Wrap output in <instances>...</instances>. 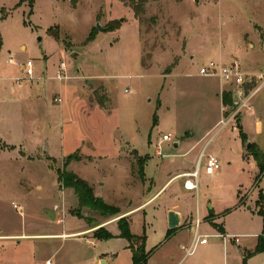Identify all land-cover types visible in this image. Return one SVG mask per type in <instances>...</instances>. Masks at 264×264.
<instances>
[{"label": "rangeland", "instance_id": "obj_1", "mask_svg": "<svg viewBox=\"0 0 264 264\" xmlns=\"http://www.w3.org/2000/svg\"><path fill=\"white\" fill-rule=\"evenodd\" d=\"M250 2L148 0L139 20L131 0H77L76 7L70 0H34L32 6L0 0V264H132L125 238L97 237L119 231L118 223L102 224L108 215L82 206L58 174L64 168L75 173L70 164L77 162V175L94 196L122 214L178 170L196 167L197 150L185 152L204 135L202 144L209 140L207 152L221 168L208 175L201 164L198 192L186 187L187 175L183 185L189 190L178 188L179 179L170 182L143 210L123 219L132 220L131 232L145 230L152 251L147 264H264V250L255 252L264 237L258 204L264 171L242 155L252 156L257 142L242 139L241 124L238 130L215 126L219 79L199 73L224 50L243 68L248 61L251 71L264 70V39L248 21L260 15L257 22L264 25V0H255L251 10ZM245 32L256 48L244 49ZM29 59L31 78L25 71ZM62 60L67 78L60 80ZM253 100L264 109V88ZM245 118L244 132L255 133L248 120L255 117ZM169 132L174 140L156 154L157 142ZM120 147L125 171L117 160ZM138 151L150 155L146 172L156 185L141 178ZM237 182L243 183L239 197ZM208 199L218 220L204 218ZM171 202L188 209L193 223L201 210L207 244L191 247L189 224L169 228L164 211ZM86 227L95 229L75 233Z\"/></svg>", "mask_w": 264, "mask_h": 264}, {"label": "crops", "instance_id": "obj_2", "mask_svg": "<svg viewBox=\"0 0 264 264\" xmlns=\"http://www.w3.org/2000/svg\"><path fill=\"white\" fill-rule=\"evenodd\" d=\"M18 1V0H17ZM262 2V1H261ZM255 3V0H251V2H250V10H251V8H252V5ZM262 7V9H263V11H264V6H261ZM256 10H257V8H256ZM260 17H262V16H260V15H258V16H254L253 18H248V21H249V24L250 25H253V29L254 30H257V32H259V34H260V36H261V38L262 39H264V25L263 24H261V22H257V21H260L259 19H260ZM244 49L246 50V51H249V50H251L252 48H256V44H254V42L251 40V38H250V36H249V33L248 32H245L244 33ZM263 44V43H262ZM195 57V55L193 54V55H191V58L193 59ZM216 57H217V59H219V61H221V62H224V63H227V62H230L231 61V56H229V52L227 51V50H224V51H220L217 55H216ZM243 64L246 66V70H248V71H251L250 69H251V65L249 64V62L248 61H246V62H243ZM217 78V77H216ZM219 79V78H218ZM219 83H220V92H221V95H222V93H223V91L224 90H227V88H226V86L227 85H225L224 83H222L221 81H220V79H219ZM264 88V87H263ZM262 88V89H263ZM261 89V90H262ZM261 92V91H260ZM260 92H258L255 96H254V100L253 101H255V99H256V97L259 95V93ZM221 103L223 104V101H222V98H221ZM222 104H221V106H222ZM220 111H221V107H220ZM245 116H247V117H250V116H252V117H255L253 120H251V119H248V120H250V122H252V121H254V123H255V126H256V132L255 133H246V132H244L245 134H246V137L248 136L249 138H250V140L251 141H254V140H256V146H258L259 148H261V149H264V109H260L259 107H258V109H256L255 107H254V104H253V109L251 110V111H248V112H245V113H243L242 115H241V117H240V119H239V121L240 122H238L239 123V125L241 124V126H242V130H243V121L244 120H246V118H245ZM221 117H222V111H221ZM221 117H220V119H221ZM220 119L216 122V124H215V126L219 123V121H220ZM48 123V122H47ZM46 123V125H50V124H47ZM237 130H238V127L236 128ZM244 131V130H243ZM207 134V133H206ZM205 136V135H204ZM204 136H202L199 140H197L194 144H192L190 147H189V149L185 152V153H189L190 151H194V150H197V154H196V156H195V161L197 162L198 161V158H199V155H200V153H201V150H202V148L204 147V145L202 144V142H203V138H204ZM184 138V137H183ZM251 141H249L250 143H251V146H252V142ZM164 142H168V141H163V142H161V138L159 139V141L157 142V151H156V154H159L158 152H159V148L161 149V145L164 143ZM248 142V143H249ZM247 143V144H248ZM178 144V145H177ZM177 144L175 143V146L176 147H180V145H181V141H178L177 142ZM46 148H47V146H46ZM129 153H132V151L131 150H129ZM122 151H121V147L118 149V151L116 152V155H117V160H118V162H120V163H122L123 164V170L125 171V170H127L128 169V164H126L125 163V161H128L127 160V158H125V157H123L122 156ZM87 157L89 156H92V155H87V154H85ZM159 155H161V154H159ZM242 155H243V158H244V160H246V161H250V164H251V166L254 168V164L257 166V163H256V161H255V159L253 158V156H250L249 158H246V157H244V154H243V152H242ZM138 156H142L141 158H145L146 160H145V164H144V167H143V171H144V176H145V178H150V179H152V180H154V183H155V185H156V181H155V179L153 178V177H150V176H148V174H147V172H146V165H147V163H148V161H149V159H150V155L149 154H147V155H143V154H141L139 151H138ZM225 156H227V152L225 153ZM93 157V156H92ZM251 158H253V161L251 160ZM125 160V161H124ZM194 160V159H193ZM76 164V165H75ZM78 165V163L77 162H73V163H71L70 164V166H72V169L75 171V173L77 174V170L75 169V167L74 166H77ZM196 165H197V163H196ZM195 170V167H193V169H190V168H182V169H180V170H178L176 173H174L173 175H171L167 180H166V182L163 184V186L162 187H160L152 196H150L149 198H147L146 199V201H144L142 204H140V205H138L137 207H134L133 209H131V210H128V211H126V212H122V214H121V212L120 213H118V214H116V215H108V217H106V219L103 221V223L102 224H108V225H111V224H113V223H118V221L121 219V218H125L126 216H132L133 215V211H135V210H137V209H140L144 204H146V203H148V202H150V201H152L153 199H155L160 193H161V191L170 183V182H175L177 179H179V181H180V183H179V185H178V188H180L181 190H182V186L184 187V185H183V182H184V180L187 178V175L189 176V174L190 173H192L193 171ZM79 172V171H78ZM190 177V176H189ZM237 183H239V185L237 186V195H238V197H239V188H240V186H242L243 185V183H241V182H237ZM244 187V186H243ZM184 189L185 190H189V189H186L185 187H184ZM198 189H199V183H198ZM198 189H190L189 191H194V190H196L197 192H198ZM181 190H179V191H181ZM75 193V192H74ZM192 193V192H191ZM197 196H199L198 195V193H197ZM203 196L205 197V198H207L208 197V193L207 192H204L203 193ZM249 208H250V206H249ZM140 210H143V209H140ZM170 210H175V211H177V212H179L180 213V215H181V222H180V225L182 226V225H191V227H192V233H193V236H194V234H195V222H196V220H195V222L193 223V215H192V213L188 210V209H182L181 207L179 208V204H177L176 202H171V203H169V205L168 206H166V208H165V217H166V220H167V223H168V213H169V211ZM200 213H201V210H200V212H198L197 213V215H196V219H197V217H199L200 218ZM219 217H221L220 216V214H218V212H215V205L214 204H211L210 203V201H209V199L208 200H206L205 201V210H204V218H205V220H208V221H213V220H218L219 219ZM201 219V218H200ZM131 223H132V220L130 221V230H131ZM201 224H202V222H201ZM201 224H200V226H201ZM200 226H199V232H200ZM178 227V226H177ZM170 228V227H169ZM94 227H86V228H84L83 230H79V231H77V232H75V233H82V232H86V231H89L90 233H93V231H94ZM172 229V228H171ZM145 232V230L143 231V233ZM133 233V232H132ZM201 233V232H200ZM133 234H135V235H140V234H137V233H133ZM171 234V232L169 233V235ZM50 235V234H49ZM65 235H68V234H65ZM112 235L114 236V238H118V239H120V238H123V237H121L120 236V229H119V231H115L114 233H112ZM125 240H127L126 238H125ZM203 244H207V243H203ZM125 248H127V249H129L130 251H131V253H132V250H131V248L129 247V241L127 240V243H126V245H125ZM146 250H148L147 249V236H146ZM132 257H133V253H132ZM150 258V257H149ZM148 258V259H149ZM105 262H106V260H105ZM147 262H148V260H147ZM147 262H146V264H147ZM47 263H49V260H47ZM132 264H133V258H132Z\"/></svg>", "mask_w": 264, "mask_h": 264}, {"label": "built area", "instance_id": "obj_3", "mask_svg": "<svg viewBox=\"0 0 264 264\" xmlns=\"http://www.w3.org/2000/svg\"><path fill=\"white\" fill-rule=\"evenodd\" d=\"M25 71L29 78L34 74L35 67L34 62L31 59L27 60ZM199 73L203 76L217 77L222 83L229 87L227 88V91L231 93L232 103L222 104V118L219 123L221 122L224 126L232 124L233 128H237L241 115L253 109L251 101L264 87V70L248 71L243 68L242 63L237 59L227 63L219 60H210L207 64L200 67ZM56 77L60 80L67 78L66 62L64 60H62L58 66ZM22 79H25V77L19 80ZM56 100L61 101L60 98H57ZM173 140V135L170 132L161 137V142H171ZM208 141L201 150L195 170L189 174L191 178L185 182L186 187L189 189H198L199 170L203 162L205 163V172L208 175L214 174L221 168L218 157L214 153L207 152ZM158 153L162 155L160 148ZM14 207L18 208V205L14 204ZM201 222V219L197 217L195 222V234L191 247L199 241L201 243H207L208 241L207 235L203 236V234L199 232ZM234 241L239 242V237H234Z\"/></svg>", "mask_w": 264, "mask_h": 264}, {"label": "trees", "instance_id": "obj_4", "mask_svg": "<svg viewBox=\"0 0 264 264\" xmlns=\"http://www.w3.org/2000/svg\"><path fill=\"white\" fill-rule=\"evenodd\" d=\"M74 7H76L77 0H70ZM148 0H131V6L133 7L135 16L142 20V14L144 12V5ZM23 2H28L31 6L34 0H18V5H21ZM114 29V28H113ZM112 29V30H113ZM92 33V32H91ZM56 40H59V37L54 35ZM91 37V34L88 37V41L93 40V37ZM0 45H1V38H0ZM222 101L225 104H231L232 103V96L231 93L227 90H224L222 93ZM239 127V123H238ZM242 135V139L246 138V134L244 131L239 130ZM252 147V146H251ZM250 147V148H251ZM255 147V148H254ZM251 155L255 159L257 166L262 173L264 171V150L259 148L256 145H253ZM72 156V155H71ZM71 156L68 157L64 165L66 166L69 164ZM141 162V178L145 179L143 167L145 164V158L140 159ZM59 181L65 186V187H71L73 188L74 192L79 198L80 204L83 206H89L92 209H98L101 211L103 215H116L120 212L119 208L114 207L113 205H110L106 203L102 198H97L94 196L93 193V187L90 186L84 179L79 177L74 172H67L65 171L63 173L58 174ZM260 199H259V206H260V212L264 215V194L260 193ZM242 203V201L240 202ZM118 226L120 229V236L123 238H126L129 241V247L132 250L133 253V264H146L150 254L152 251L146 250V234L145 232L140 235H135L130 230V223L127 221H124L123 218H121L118 222ZM97 237L102 238H109L114 237L111 233L104 234V235H97ZM264 250V237H260L259 243L257 245V248L255 249V252ZM252 252H250L251 254Z\"/></svg>", "mask_w": 264, "mask_h": 264}, {"label": "water", "instance_id": "obj_5", "mask_svg": "<svg viewBox=\"0 0 264 264\" xmlns=\"http://www.w3.org/2000/svg\"><path fill=\"white\" fill-rule=\"evenodd\" d=\"M97 28H98V30L102 31V27H101V25L99 23H97ZM247 147L248 148L251 147V143L250 142L247 144ZM180 222H181L180 213L175 211V210H170L169 213H168V226L173 229V228H176L177 226H179Z\"/></svg>", "mask_w": 264, "mask_h": 264}]
</instances>
